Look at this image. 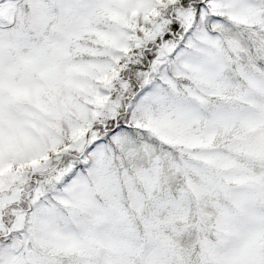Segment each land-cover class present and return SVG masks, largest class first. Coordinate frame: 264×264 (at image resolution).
<instances>
[{
  "label": "snow or ice",
  "instance_id": "1",
  "mask_svg": "<svg viewBox=\"0 0 264 264\" xmlns=\"http://www.w3.org/2000/svg\"><path fill=\"white\" fill-rule=\"evenodd\" d=\"M0 264H264V0H0Z\"/></svg>",
  "mask_w": 264,
  "mask_h": 264
}]
</instances>
